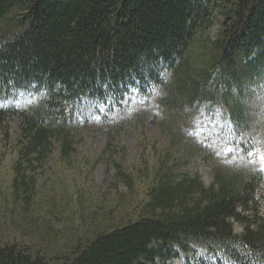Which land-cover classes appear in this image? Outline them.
<instances>
[{
    "label": "trees",
    "instance_id": "16d2710c",
    "mask_svg": "<svg viewBox=\"0 0 264 264\" xmlns=\"http://www.w3.org/2000/svg\"><path fill=\"white\" fill-rule=\"evenodd\" d=\"M216 11L224 20L210 40L202 33ZM262 80L264 0H0V101L22 90L36 101L21 112L15 141L8 109L0 107V142L15 155L10 196L31 211L50 155L57 150L58 163L72 167L73 118L85 95L113 106L134 90L167 85L162 125L169 132L179 107L189 104L219 124L218 141L229 137L244 147L252 141L250 89ZM120 165L114 163L115 177L129 185ZM175 166L169 159L157 164L135 220L72 234L61 240L71 242L69 251L56 248V234L67 226L31 217L26 234L52 244L4 243L0 264H165L176 248L188 253L194 245L222 251L223 264H264L256 196L262 172L234 157L230 167L216 164L205 186L197 175H177Z\"/></svg>",
    "mask_w": 264,
    "mask_h": 264
},
{
    "label": "rangeland",
    "instance_id": "374dc122",
    "mask_svg": "<svg viewBox=\"0 0 264 264\" xmlns=\"http://www.w3.org/2000/svg\"><path fill=\"white\" fill-rule=\"evenodd\" d=\"M210 20V26L202 34L214 40L224 20L223 14L216 11ZM166 87L165 93L155 88V93L148 97V108L141 107L139 100L137 103L134 101V104L129 102L126 121L120 127L109 129L95 126L99 118V104L91 97L84 98L82 115L87 124L74 128L77 145L71 154L73 162L69 166L72 167L64 168L58 163L61 160L57 157V150L50 155L39 171V195L31 211L20 209L21 201L16 200L14 203L10 196L13 178L11 164L15 155L12 149L7 151L8 147L3 148L0 142V245L16 242L37 248L43 244H52L47 236L42 240L33 233L26 234L27 230H24L31 217L38 219L41 216L46 220L51 219V224L58 229L68 227L56 234L59 239L56 248H62L63 244L70 251L71 242L64 241L70 239L72 234L76 233L77 236L83 233L87 236L89 230H95L99 224L112 221L110 224L115 226L121 220H135L147 198L146 192L152 185L155 167L160 161L172 160L177 165L173 168L177 175H197L205 186L213 180L216 163L231 166L235 153L231 151L229 158L218 160L222 151L208 134L211 130L206 125L205 115L196 119L189 104L179 107L172 132L162 125L166 108H161L159 104L165 105L168 95ZM255 93V99L264 98V83L255 87ZM32 103L33 100L26 95H21L17 101L0 103L10 109L5 124L9 127L12 141L17 138L21 111ZM249 111L253 113V120L248 125L252 141L246 147L252 150L248 155L245 153L240 157L243 161L246 157L256 161L264 174V105L258 107L252 103ZM114 163L122 165L120 168L127 175L129 185L115 177ZM256 196L261 205L260 213L264 217V176ZM109 211H114V215H108ZM24 212L28 215L26 218ZM79 217L85 221L81 222ZM240 231V225L235 224L234 232ZM204 256L205 252L199 248L190 253L180 252L178 257H174L173 264H213L210 256ZM155 262L162 264L158 259Z\"/></svg>",
    "mask_w": 264,
    "mask_h": 264
},
{
    "label": "bare ground",
    "instance_id": "6f19581e",
    "mask_svg": "<svg viewBox=\"0 0 264 264\" xmlns=\"http://www.w3.org/2000/svg\"><path fill=\"white\" fill-rule=\"evenodd\" d=\"M264 80L260 81V83L262 84ZM233 140L229 137H223L221 141H217L215 142L217 145H219L222 154L221 157L218 160H221L225 157L229 158V152L233 151L235 153L234 157H240L243 154L246 153V155H248L250 153V151L252 150L251 147H237L236 145L232 144ZM231 148V149H229ZM218 164V163H216ZM220 165V164H218ZM227 167H230L229 165Z\"/></svg>",
    "mask_w": 264,
    "mask_h": 264
}]
</instances>
